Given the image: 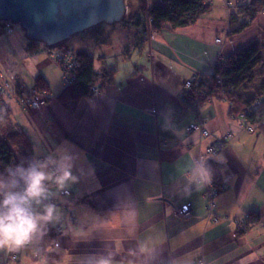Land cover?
I'll list each match as a JSON object with an SVG mask.
<instances>
[{
  "label": "crops",
  "instance_id": "0c3cea01",
  "mask_svg": "<svg viewBox=\"0 0 264 264\" xmlns=\"http://www.w3.org/2000/svg\"><path fill=\"white\" fill-rule=\"evenodd\" d=\"M235 5L236 0H213L210 11L194 24L158 33L151 59L146 43L140 46L138 30L122 26L117 43L127 57L131 50L139 57L124 70L107 66L105 55L96 67L94 55L68 45L71 37L63 46L92 56L95 72L117 70L114 84L97 98L61 102L63 86L53 87L61 77L58 68L47 58L17 65L0 41V81L9 75L15 84L32 88L41 76L52 96L39 110L10 101L7 125L25 133L35 159L71 156L77 178L65 189L70 198L57 194L52 201L60 221L22 251L21 264H86L89 256L109 252L114 264H264V136L240 127L230 118L229 104L220 99L201 104L208 137L186 133L195 115L184 113L185 81L205 73L217 54L225 57L258 41L264 60V16L257 15L248 29L224 39ZM220 38L224 44L216 42ZM5 43L21 49L16 39ZM237 94L240 111L257 96L262 101L264 64L254 68L253 80ZM7 129L0 127V139ZM226 133L232 140L207 160L223 166L222 182L228 189L215 198L222 220L206 224L203 186L188 184L187 178L198 144L204 150ZM169 201L189 204L191 217L177 218ZM252 213L259 215V223L238 232V221ZM56 226L61 227L60 237L52 234ZM11 252L0 250V264H12ZM34 255L42 260L35 261Z\"/></svg>",
  "mask_w": 264,
  "mask_h": 264
},
{
  "label": "trees",
  "instance_id": "16d2710c",
  "mask_svg": "<svg viewBox=\"0 0 264 264\" xmlns=\"http://www.w3.org/2000/svg\"><path fill=\"white\" fill-rule=\"evenodd\" d=\"M208 0H169L165 7L151 4L147 10L148 17L152 20L151 28L158 33L166 29L175 30L194 24L201 16L208 13L211 9ZM127 8L121 24L133 26L134 29L141 31L140 46H145V39L142 34L143 16L145 14V0H125ZM264 11V0H243L236 3L234 9L230 11V26L228 36L239 34L250 27L257 15ZM249 19V22H241V18ZM244 18V19H245ZM142 35V36H141ZM30 50L36 49L34 42H29ZM260 44L238 50L230 55L223 57L218 64H212L207 73L198 75L201 79L193 87V92H197L200 103L210 99H220L232 106V113L239 115L254 101H258L259 106L250 114L246 115L247 123L253 128L254 132L264 135V101L257 98L244 104L245 109L240 111L237 103L240 97L237 91L253 80V70L256 66L264 64L261 57ZM142 48L140 49V52ZM76 58L80 63L76 73V82L63 90L58 99L61 102L77 100L82 97H91V89L98 87L103 91L107 86L114 84L117 73L116 69L105 67L99 72L94 71V59L84 52H75ZM221 81V83L219 82ZM34 87L38 91H47L48 88L41 76L35 78ZM194 97L191 93L187 95L190 101ZM9 114V111H8ZM0 117V127L9 124V115ZM34 153L28 137L25 133L15 130L8 126L6 134L0 139V175H7V170L22 162L32 160ZM211 171V182L218 187L222 182L223 166L216 162H207ZM259 215L252 213L244 223L243 231L257 225Z\"/></svg>",
  "mask_w": 264,
  "mask_h": 264
},
{
  "label": "built area",
  "instance_id": "2783aa9c",
  "mask_svg": "<svg viewBox=\"0 0 264 264\" xmlns=\"http://www.w3.org/2000/svg\"><path fill=\"white\" fill-rule=\"evenodd\" d=\"M169 0H145V14L143 16V25H142V34L143 38L145 39V43L148 51L149 58L154 57V51L151 48L152 43H154L156 37L158 36V32L151 28L152 20L147 15V10L151 6V4H156L160 7H165L168 4ZM213 0H208V2L212 3ZM243 0H236V3H241ZM225 5L228 6L227 3ZM260 15L264 16V11L260 13ZM245 18V17H244ZM241 18V22H249L247 18ZM230 15L228 20L227 30L225 32L224 39L226 40L229 32L230 26ZM14 24L9 21L0 22V27L2 28L5 35L10 36L14 33L13 28ZM224 39H217L216 42L218 44H224ZM35 44V43H34ZM36 45V44H35ZM36 49L30 50L29 47L26 48V52L30 54L38 53V45H36ZM45 52L47 54V59L54 63L57 68L61 71V82L64 89L73 86L76 82V73L79 69L80 63L78 62L75 52L72 48L69 47H46ZM223 57L220 54H217L205 73L209 71V68L212 64H218L222 61ZM204 74V73H203ZM202 75V74H200ZM200 77L198 75L192 76L189 80L184 82V97H183V104H187L184 108V113H188L192 111L195 115L194 120L188 125L186 128L187 134L197 133L200 139H204L208 137V132L205 128V123L202 118L201 113V103L198 99L197 92H193V87L195 84L200 82ZM12 80V78H11ZM221 83V81H219ZM222 84V83H221ZM101 91L98 87H93L91 89V97L90 98H97L100 95ZM193 93L194 97L192 100H188L186 97L187 95ZM52 96L47 91H38L34 86L32 88H26L24 85L15 84L12 80L9 82L8 80L0 81V117L4 118L8 114V104L10 101H14L16 105L21 108H32L35 110H39L40 107L46 105ZM259 106L258 101H254L251 103L246 110L239 114H233L232 106L229 104L230 108V118L239 122L240 127H243L248 132H254L253 128L247 123L246 115L250 114L254 109ZM263 135V134H261ZM264 136V135H263ZM232 140V135L230 133H226L221 136L219 140L213 143H209L208 146L204 150L200 148V144H198L197 154L194 160H207L211 157L216 156L219 152L223 149V147ZM193 160V161H194ZM203 186V193L202 197L205 201V221L206 224H216L220 220V217L216 214V204L215 198L222 192L228 189L227 185L221 183L218 187H216L211 181L210 182H199ZM60 197L70 198L71 193L68 190H64L59 193ZM171 206V210L174 215L179 219H189L191 217L192 207L189 204L179 205L175 202H168ZM67 214L69 220L73 222L72 213L70 210H67ZM248 219L244 217L242 220L238 221V226L240 229H243L244 223ZM52 234L56 237H60L62 235V230L60 226H56L52 230ZM29 246V245H28ZM28 246L21 248L11 252L9 254V261L12 264H21L20 256L22 251L27 248ZM19 251V252H18ZM33 259L37 262L42 260L40 255H34ZM201 264V262H199Z\"/></svg>",
  "mask_w": 264,
  "mask_h": 264
},
{
  "label": "clouds",
  "instance_id": "9594fccd",
  "mask_svg": "<svg viewBox=\"0 0 264 264\" xmlns=\"http://www.w3.org/2000/svg\"><path fill=\"white\" fill-rule=\"evenodd\" d=\"M73 166L69 155H48L12 166L6 176L0 175V250L16 251L33 244L47 234L49 225L60 221V211L52 201L70 182H76ZM210 181L206 160H194L188 184ZM114 262L111 252L86 260V264Z\"/></svg>",
  "mask_w": 264,
  "mask_h": 264
},
{
  "label": "water",
  "instance_id": "95a60500",
  "mask_svg": "<svg viewBox=\"0 0 264 264\" xmlns=\"http://www.w3.org/2000/svg\"><path fill=\"white\" fill-rule=\"evenodd\" d=\"M125 14V0H0V22L19 26L30 42L46 47L101 23H121Z\"/></svg>",
  "mask_w": 264,
  "mask_h": 264
},
{
  "label": "rangeland",
  "instance_id": "374dc122",
  "mask_svg": "<svg viewBox=\"0 0 264 264\" xmlns=\"http://www.w3.org/2000/svg\"><path fill=\"white\" fill-rule=\"evenodd\" d=\"M122 26L124 25L121 23H117L114 25H107L104 23L98 24L90 29L85 30L84 32L74 35L71 41H69L68 45H70L72 48H75L76 50L82 49V50L87 51L90 55L92 56L94 55L95 60H96V67H98L97 64L99 65V62H97V59L99 58V56L105 55L107 57V59L105 60V63L107 66L109 67L114 66L115 68H119L122 70L126 68H131V66L135 64L136 60L134 59L138 58L137 59L138 61L139 57H138V53L132 50L129 51V56L127 57L126 49L123 48L119 43H117V39L119 38L120 33H121L120 28H122ZM13 31L14 33L12 35L7 36L4 34L1 28L0 41L2 42L5 51L7 52L11 51L14 54L13 58L16 61L17 65L23 66L22 63L23 62L26 63V60L29 63L30 60L33 62H38L40 58H48L45 52V45H43L40 42H35V44L38 45V49H37L38 53H35V54L27 53L26 46H28L30 41L27 39L25 32L19 26H14ZM140 33L141 31H138V35ZM7 39L18 40V42L20 43L21 49L13 50L12 48H10L9 45L5 43ZM257 43H259V41ZM147 54H148V51H147ZM142 56L143 57L141 60H146L144 59V54H142ZM130 57L133 58L132 62H130L129 60ZM24 59L26 60L22 62V60ZM58 70L60 71L59 68ZM5 79L8 80L9 82L12 81L11 76L9 75H6ZM60 79L61 77L55 80L56 82L53 84L54 88H57V89L62 88V82ZM260 99L264 101V95H262ZM4 126L8 127L9 125H4Z\"/></svg>",
  "mask_w": 264,
  "mask_h": 264
},
{
  "label": "bare ground",
  "instance_id": "6f19581e",
  "mask_svg": "<svg viewBox=\"0 0 264 264\" xmlns=\"http://www.w3.org/2000/svg\"><path fill=\"white\" fill-rule=\"evenodd\" d=\"M126 10H127V8H126ZM65 47V46H63V43H61V44H59V45H57V46H55V47Z\"/></svg>",
  "mask_w": 264,
  "mask_h": 264
}]
</instances>
